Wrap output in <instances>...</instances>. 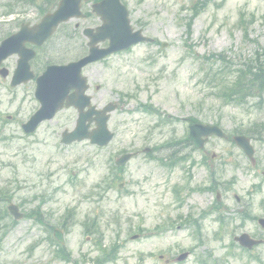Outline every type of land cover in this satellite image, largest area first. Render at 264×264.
Instances as JSON below:
<instances>
[{"label": "rangeland", "instance_id": "rangeland-1", "mask_svg": "<svg viewBox=\"0 0 264 264\" xmlns=\"http://www.w3.org/2000/svg\"><path fill=\"white\" fill-rule=\"evenodd\" d=\"M14 1L0 0V40L12 30L10 16L33 18L38 13L36 5ZM122 1L133 27L143 28L158 43H140L84 70L95 105L118 103L109 117L108 128L114 132L109 144L97 146L88 140L62 144L63 129L75 125L73 110H63L25 135L21 122L37 106L34 82L16 86L15 96L5 83L0 84V123L7 119L6 113L14 116L0 124V213L10 203L35 213L13 225L11 215L0 219V264H90L101 255L100 243L108 247L115 241L122 247L115 261L107 264H264V242L245 251L233 240L242 232L264 239V229L257 223L264 216V138L250 132L257 123L264 129V94L261 100L248 99L243 105L216 94L221 79L230 83L244 76L246 65L255 63L257 53H264V0ZM203 1L191 20L193 7ZM241 18L245 30L239 26ZM98 21L93 14L65 23L64 33L76 31L78 38L52 39L45 57L83 53L87 41L82 27ZM142 103L156 106L170 119L160 123L156 114L137 107ZM189 117L217 124L230 137L235 130L249 135L255 168L230 138L215 135L203 148L208 165L200 164L204 151L193 150L186 162L170 168L163 165L160 159L166 160L170 150L160 147L170 139L183 141ZM144 147L149 151L143 152ZM134 150L141 153L122 171L113 168L118 156ZM116 173L121 178H114ZM212 176L220 184L218 200L216 192L202 190ZM120 182L123 188L117 187ZM181 186L179 203L173 190ZM215 204L225 208L219 214L223 219L216 211L209 212ZM67 210L71 217L65 226L61 222ZM201 215L202 232L197 234L188 218ZM93 216L99 228L87 233L83 222ZM56 227L71 251L69 261L54 256ZM183 250L191 254L177 263L175 258Z\"/></svg>", "mask_w": 264, "mask_h": 264}, {"label": "water", "instance_id": "water-1", "mask_svg": "<svg viewBox=\"0 0 264 264\" xmlns=\"http://www.w3.org/2000/svg\"><path fill=\"white\" fill-rule=\"evenodd\" d=\"M81 0H61L58 5V10L51 14L50 18L59 21L61 18H68L70 16L79 15V3ZM116 5V6H115ZM115 5H113L111 2H106L100 10L98 9V13H102L103 16L101 17L104 19V25L100 27V31L95 33L94 35H90L91 37V43L94 44V42H97L101 39H105V37H109L111 40L110 47L107 48L105 51L111 52L116 51L120 48L127 47L130 43L136 42L139 35V32L137 33H131L130 27H128V18L126 16V11L124 7L122 8L120 5H118L115 2ZM117 11V13L115 12ZM45 17L44 21H42L39 26V31L41 33V38L43 39L46 37L52 30L50 26L56 25V22L51 21L49 18ZM16 38L13 40L10 38H7L2 41V45L0 47V59L5 56L8 53L14 52V49H16L15 44ZM40 41V40H39ZM38 41V42H39ZM106 53H103V56ZM83 61L75 63L78 67L76 68V72L78 73L79 68L82 66ZM19 66V64H18ZM21 66V64H20ZM19 66V67H20ZM18 70V69H17ZM59 68L50 67L44 74L39 76L38 78V91L37 96L42 101V106L40 107L39 112H37L34 116H32L27 124L24 125V130L26 132H29L33 130L40 119L42 118H50L53 113L56 111V109L60 106L59 101H55L54 97L64 95V89H70L71 84H65L62 79H54L52 80V84L54 86H50L49 88H43L42 82L44 80L54 78V75L59 73ZM21 71L17 73L19 75ZM16 84V83H14ZM59 104V105H58ZM110 110L113 109L111 107H108ZM105 112V111H104ZM84 118H86V115L82 114L80 118L78 119V125L76 128L70 132V133H64L62 142H71L75 139H83V138H90V141L97 144H106L112 137V133L107 130L106 128V122H107V115L102 114L97 121L96 128L92 129L91 131L87 130V127L89 124L85 125ZM221 133L218 127L216 126H200L199 130L195 131L194 128L191 130L190 138L194 141H197L199 136L212 134V133ZM249 155H251L252 150L248 149ZM131 157V154H124L121 158L117 160L118 164H122V162L126 161L128 158ZM16 208L15 206H10V209L13 211V209ZM261 225L264 226V219L260 220ZM238 240L241 241L243 245L250 248L251 245L258 243V240L250 239L248 235L241 234ZM185 256L183 254L179 257V259H182Z\"/></svg>", "mask_w": 264, "mask_h": 264}, {"label": "trees", "instance_id": "trees-1", "mask_svg": "<svg viewBox=\"0 0 264 264\" xmlns=\"http://www.w3.org/2000/svg\"><path fill=\"white\" fill-rule=\"evenodd\" d=\"M30 2H34V0H28ZM255 74L257 73H253L251 69H249L243 76L242 79H236L233 87L229 88V95L231 96L235 91L239 92L238 93V97H236L234 95V99L236 100L237 103L241 102V99L245 98L247 95H251L254 93L253 91V81H256V79L254 80L253 77L255 76ZM258 77V75L256 76ZM94 222V220H92ZM95 227H97L96 224H94ZM118 249V245L114 244L110 247V252H108L106 255H104V260H109L112 258H115V252ZM56 254L60 255V257L62 258H66L69 259V252L66 249V247L64 246H60L58 245Z\"/></svg>", "mask_w": 264, "mask_h": 264}, {"label": "flooded vegetation", "instance_id": "flooded-vegetation-1", "mask_svg": "<svg viewBox=\"0 0 264 264\" xmlns=\"http://www.w3.org/2000/svg\"><path fill=\"white\" fill-rule=\"evenodd\" d=\"M7 79L8 78H4L3 80H6L7 81ZM209 183H211V181L209 182ZM215 184L219 187L220 186V184L219 183H217V182H215ZM205 190H209V191H212V193H215V195H217L216 196V198H219V196H221V195H219V189H214V190H212L211 188H210V186L209 187H207V188H205Z\"/></svg>", "mask_w": 264, "mask_h": 264}]
</instances>
